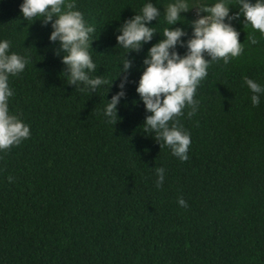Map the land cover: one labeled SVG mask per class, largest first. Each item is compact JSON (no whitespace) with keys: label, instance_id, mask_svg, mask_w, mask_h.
Here are the masks:
<instances>
[{"label":"trees","instance_id":"trees-1","mask_svg":"<svg viewBox=\"0 0 264 264\" xmlns=\"http://www.w3.org/2000/svg\"><path fill=\"white\" fill-rule=\"evenodd\" d=\"M21 2L0 0V39L28 60L9 77L8 107L30 129L0 152V264H264V95L253 107L242 79L264 85V37L242 18L230 21L243 51L227 64L210 62L196 113L178 117L190 134L180 161L144 133L148 113L135 92L147 49L166 27L162 17L149 22L150 41L126 52L115 30L145 0H75L94 28L89 76L108 81L87 90L67 83L64 53L48 39L51 22L27 21ZM151 2L162 14L169 0ZM180 15L185 22L170 27L183 28L186 41L196 12ZM123 59L127 72L119 71ZM122 80L109 123L103 109ZM156 168L164 169L159 188Z\"/></svg>","mask_w":264,"mask_h":264},{"label":"clouds","instance_id":"clouds-1","mask_svg":"<svg viewBox=\"0 0 264 264\" xmlns=\"http://www.w3.org/2000/svg\"><path fill=\"white\" fill-rule=\"evenodd\" d=\"M237 8L229 16V7ZM195 9L196 18L190 21L191 37L181 41L185 35L183 28L170 27L183 24L180 15ZM19 12L27 21L42 18V23L51 22L52 31L48 39L58 41L64 53L61 62L67 68V83L84 85V89L96 90L108 84L100 76L90 77L96 64L89 55V44L93 40L94 28L86 24L82 13L76 8L75 0H22ZM201 13H204L201 15ZM162 17L166 27L162 29L161 39L152 44L142 61L143 70L136 81L135 92L146 113L142 124L145 134H153L160 146V141L170 149L180 161L188 159L190 134L182 128L178 117H191L196 113L199 101L194 99L196 88L206 77L211 61L222 59L225 64L243 51V43L238 42V31L230 23L241 20L244 27H250L252 33L259 32L264 37V0H169L163 6V13L151 0H145L139 12L126 19L115 31L117 46L126 50L138 49L153 37L155 30L149 22ZM184 22H181V21ZM228 21V22H226ZM249 44H256L253 34H249ZM180 44L186 49L183 54L175 51ZM7 39H0V152L19 145L30 136L28 124L9 111L8 101L14 95L9 86V77L23 72L28 63L27 57L10 52ZM125 52V53H126ZM205 55L209 59H205ZM130 61L122 60L127 72ZM126 79V78H125ZM243 83L251 92L249 97L253 107L260 103L264 95V85L243 77ZM124 83L117 85L118 91L111 96L103 109L107 122L117 118V104L124 96ZM156 187L164 180V169L156 168ZM9 181L12 177L7 178ZM177 204L186 208L182 197Z\"/></svg>","mask_w":264,"mask_h":264}]
</instances>
